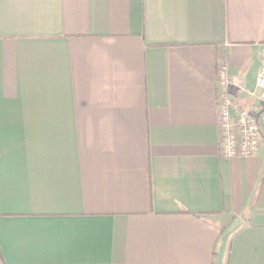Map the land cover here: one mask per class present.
I'll return each mask as SVG.
<instances>
[{
  "label": "crops",
  "instance_id": "0c3cea01",
  "mask_svg": "<svg viewBox=\"0 0 264 264\" xmlns=\"http://www.w3.org/2000/svg\"><path fill=\"white\" fill-rule=\"evenodd\" d=\"M222 62L255 86L264 0H0V264H264Z\"/></svg>",
  "mask_w": 264,
  "mask_h": 264
},
{
  "label": "built area",
  "instance_id": "2783aa9c",
  "mask_svg": "<svg viewBox=\"0 0 264 264\" xmlns=\"http://www.w3.org/2000/svg\"><path fill=\"white\" fill-rule=\"evenodd\" d=\"M216 84L219 103V126L222 133V152L226 158L252 157L259 153L262 132L256 111L248 99L264 103V67L255 86L235 80L227 62L219 66Z\"/></svg>",
  "mask_w": 264,
  "mask_h": 264
},
{
  "label": "trees",
  "instance_id": "16d2710c",
  "mask_svg": "<svg viewBox=\"0 0 264 264\" xmlns=\"http://www.w3.org/2000/svg\"><path fill=\"white\" fill-rule=\"evenodd\" d=\"M256 199H257V197H256Z\"/></svg>",
  "mask_w": 264,
  "mask_h": 264
}]
</instances>
